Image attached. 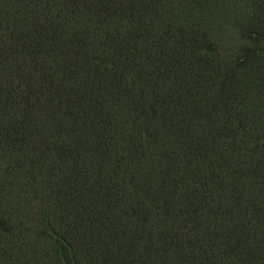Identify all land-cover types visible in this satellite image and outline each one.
<instances>
[{
	"label": "trees",
	"instance_id": "trees-1",
	"mask_svg": "<svg viewBox=\"0 0 264 264\" xmlns=\"http://www.w3.org/2000/svg\"><path fill=\"white\" fill-rule=\"evenodd\" d=\"M0 264H264V0H0Z\"/></svg>",
	"mask_w": 264,
	"mask_h": 264
}]
</instances>
